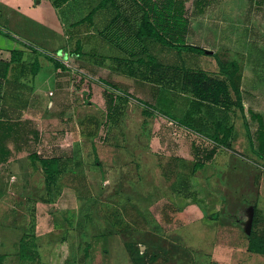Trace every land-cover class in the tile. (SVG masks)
I'll list each match as a JSON object with an SVG mask.
<instances>
[{
	"label": "crops",
	"instance_id": "1",
	"mask_svg": "<svg viewBox=\"0 0 264 264\" xmlns=\"http://www.w3.org/2000/svg\"><path fill=\"white\" fill-rule=\"evenodd\" d=\"M99 1L0 0V145L8 146L0 161L26 163L11 173L16 182L0 191V264H136V257L142 264H264V253L248 249L245 234L255 209L264 218V169L255 202L228 204L222 200L224 184L216 179L224 171L208 175V161L189 169L182 187L170 179L177 173L171 167L177 152L152 151L164 149L166 141L153 139L139 156L89 132L79 115L85 113L82 106L57 105L60 93L67 96L68 78H86L82 70L102 90L108 81L125 78L110 57L70 58L66 64L48 57L73 38L97 33L95 27H111L117 12L110 2L87 17ZM248 92L241 97V118L247 120L251 109L264 126V97L259 101L260 94ZM174 96L169 112L176 115L180 96ZM221 113L219 121L226 118ZM227 113L231 140L249 148L247 133H234L237 111ZM36 157L59 161L56 184L47 186L41 166L32 165ZM114 176L136 186L117 188L118 181L110 183Z\"/></svg>",
	"mask_w": 264,
	"mask_h": 264
},
{
	"label": "rangeland",
	"instance_id": "2",
	"mask_svg": "<svg viewBox=\"0 0 264 264\" xmlns=\"http://www.w3.org/2000/svg\"><path fill=\"white\" fill-rule=\"evenodd\" d=\"M115 1L117 8L113 5L111 9L117 13L111 27H95L97 33L87 34L86 38H73L71 44L63 50L50 51L49 55L64 64L70 58L91 60L110 57L113 62L111 67L125 78H121L123 81H118L117 84L108 81V87L102 90L97 87V80L90 75V71L82 70L80 73L87 74L86 78H68L66 83L70 84L64 89L67 96L60 93L57 105L82 106L85 113L79 115L89 132L106 141H117L119 147L125 150L131 148L139 156L148 152L153 139L166 141L164 149L154 146L155 150L152 151L157 153L156 150L159 149L161 155L165 151L170 154L177 152L171 167L178 175L173 174L170 179L177 180L182 187L188 185V172L195 160L194 152L200 151L203 154V150L216 146L212 158L204 166V172L218 176L224 171L222 178H216L224 184L225 194L222 200L228 204L255 202L258 174L264 169V154L259 156L251 148V134L254 136L258 129L254 123L256 120L247 110L248 118L243 121L237 106L224 108L195 99L192 102L190 99L193 95L183 86V75L185 70L203 69L226 79L234 99L241 100L242 94L253 90L260 94V101L264 97V0L174 1L176 7L181 9L183 20L177 37L186 43L200 46L201 51L164 44L150 36L136 37L134 32L139 23L146 27L152 26L153 15L149 13L148 20L141 22V2ZM206 49L214 51L208 53ZM149 54L155 58L157 66H151ZM66 68L72 69V66ZM175 94L180 96L175 100L176 115L169 112V103L173 101ZM101 96L102 102L99 101ZM227 110L237 111L234 133L237 136L245 131L250 149L234 143L231 136L228 144H215L210 138L215 123L221 117V111L226 114V118L222 116V120L227 125H232L229 115L231 112L227 113ZM40 135L44 136L45 133L42 131ZM7 148L8 146L0 145V157L7 155ZM36 158L37 162L32 161V165L37 164L44 171L39 158L45 157ZM165 158L169 160L171 157ZM47 165L52 168L51 163ZM15 168L26 169V163L0 161V191L4 186L16 182V177L12 178L11 175ZM56 179L54 178L55 184ZM116 181L120 185L117 188L121 187L122 190H129L130 184L136 186L135 181L124 176L110 178V183ZM230 212L237 213L232 209ZM254 226L258 228L250 234L251 220L249 231L245 234L249 235L253 248L264 251V218L258 215ZM201 261L200 264H205V260Z\"/></svg>",
	"mask_w": 264,
	"mask_h": 264
},
{
	"label": "trees",
	"instance_id": "3",
	"mask_svg": "<svg viewBox=\"0 0 264 264\" xmlns=\"http://www.w3.org/2000/svg\"><path fill=\"white\" fill-rule=\"evenodd\" d=\"M142 5V13L140 21L146 20L149 13L153 15L152 26L146 27L142 23L137 26L134 35L138 38L144 36L153 37L155 40L170 45H177V47L184 46L185 49L192 51H201V47L195 44H189L184 42L180 37H177V31L179 25L181 24L182 14L181 9L176 7L174 0H136ZM107 2L116 6L115 0H100L91 10L87 13V17H90L94 10L104 7ZM141 8V6H140ZM148 20V19H147ZM51 58V56H50ZM53 59V58H52ZM149 61L151 66H157L155 58L149 54ZM57 65L58 63L55 62ZM184 87L189 90V92L201 102L213 103L216 105H221L224 108H231L237 106L242 108V103L240 99H234L230 93V87L226 79L220 78L215 74H211L203 69L185 70L183 75ZM248 112L252 118L257 119L258 129L254 136L251 134V148L259 155L262 156L264 153V126L260 119V116L248 109ZM232 134V125H227L225 121H218L214 125L213 133L210 138L215 144L223 143L228 144V139ZM216 146H213L209 150H203V154L200 151L194 152V162L190 169L191 172L202 167L205 162L212 158L215 152ZM42 165L44 166L45 181L47 186L54 182L56 178L55 173L58 172L57 165L59 161L55 158H39ZM51 163L52 168H48L47 164ZM53 181V182H52ZM51 182V183H50ZM116 220L118 221V215ZM257 217L256 209L254 210V215L252 219V228L250 234H253L258 228L254 226L255 218ZM249 235H247V245L248 249L263 252V250L258 248H253L250 244ZM136 264H142L141 258L136 257Z\"/></svg>",
	"mask_w": 264,
	"mask_h": 264
},
{
	"label": "water",
	"instance_id": "4",
	"mask_svg": "<svg viewBox=\"0 0 264 264\" xmlns=\"http://www.w3.org/2000/svg\"><path fill=\"white\" fill-rule=\"evenodd\" d=\"M206 51H208V52H212V50H210V49H208V50H206ZM250 223H251V216H250V218H249V220H248V222H247V225H246V228H248V229H247L248 231H249Z\"/></svg>",
	"mask_w": 264,
	"mask_h": 264
}]
</instances>
